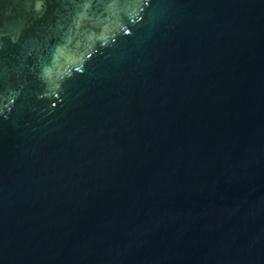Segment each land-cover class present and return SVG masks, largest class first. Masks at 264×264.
I'll return each instance as SVG.
<instances>
[{"label": "water", "instance_id": "obj_1", "mask_svg": "<svg viewBox=\"0 0 264 264\" xmlns=\"http://www.w3.org/2000/svg\"><path fill=\"white\" fill-rule=\"evenodd\" d=\"M0 264H264V0H0Z\"/></svg>", "mask_w": 264, "mask_h": 264}]
</instances>
